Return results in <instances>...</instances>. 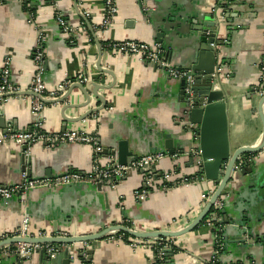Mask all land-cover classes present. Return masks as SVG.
<instances>
[{"label": "crops", "instance_id": "obj_1", "mask_svg": "<svg viewBox=\"0 0 264 264\" xmlns=\"http://www.w3.org/2000/svg\"><path fill=\"white\" fill-rule=\"evenodd\" d=\"M85 1L78 0L81 12L84 10ZM115 1L118 13L111 28L104 33L95 31L96 36H93L86 21V30L79 29L84 19L75 9V0H57L58 12L68 18L74 31L69 36L58 23L54 6L49 0H30V10L36 14L33 23L30 22L28 9L18 0H0V73L5 57L10 55L13 81L22 88L21 94L7 96V99L0 101V135L4 131L2 124L5 122L25 129L36 120L32 114L34 95L30 88L35 74L33 58L38 34L44 31V80L49 89H57L67 79H76L87 63L93 80L100 84L111 85L114 77L98 70L99 61L104 69L113 71L116 77L114 87L99 89L105 97L106 107L85 119L81 117L90 109L102 106L103 101L91 94L90 103L85 105L86 96L77 88L69 97L62 99L71 85L68 86L55 99L62 100L47 104V109L42 113L41 119L39 118L44 130L66 127L90 131L98 135L109 152L117 149L120 142H126L129 150L142 155L153 150L155 146L160 147L169 134L177 146L185 151L196 148L198 140L191 139L190 134L183 138L180 136L181 126L178 122L188 116L187 107L179 96L181 80L171 79L164 71L155 69L144 60L129 55H115L108 50L112 41H156L155 26L144 21L140 0ZM220 1L148 0V5L158 10L155 23L167 26L172 24L170 18L173 17L167 14L169 11L189 13V20L194 14H198L201 20ZM235 1L240 2V5L223 9L225 17L221 18L219 34L225 39L222 55L226 56V63L231 69L226 91L227 135L232 153L242 146L259 145L263 137V123L259 114L262 98L254 89L260 79V61L264 54V0ZM86 2L91 13L89 22L97 30L104 16V0ZM96 40L102 48V58ZM170 43L173 48H164L171 51L170 61L174 65L188 68L198 60L200 44L194 37L176 32ZM19 150L12 143L0 146V183L12 184L21 181L23 172ZM31 156L35 160V166H32L33 175L39 176L47 171L54 174L68 169L89 171L93 151L89 145L84 144H66L56 148L35 144ZM248 158L251 173L240 175L228 185L221 198L223 205L220 210L231 223L230 234L236 232L232 227L235 220L243 217L255 226L254 231L261 236L264 235V149L250 154ZM181 159L185 174L200 172L199 164H192L188 157ZM174 164V159L166 157L157 167L160 170H171ZM141 180L143 175L131 171L117 183L116 189L107 186L104 191H98L94 185L66 188L60 192L37 189L30 193L26 204H21L18 198L9 203L0 200V231L9 232L17 228L23 213L30 216V226L34 232L45 227L51 228L53 221H58L59 227L63 229L79 227L80 231L88 233L101 232L103 226L123 223L125 220L163 225L193 212L199 215L203 210V194L218 186L213 179H203L168 192H154L147 199L138 202L134 191L140 186ZM121 199L124 209L121 208ZM233 239L228 237L226 240L227 248L221 254L223 263L240 264L246 261L248 255H252L250 258L253 264H264V254L261 251L230 242ZM174 240L176 250L169 259L175 264H207L212 257L214 236L205 225L175 237ZM99 242L100 247L95 248L92 258L95 264H154L151 250L136 251L128 243L108 237ZM15 262L17 257L12 253L0 264H16ZM43 262L41 263L40 253L37 252L24 258L20 264H49L44 259ZM72 264H81V257H77Z\"/></svg>", "mask_w": 264, "mask_h": 264}, {"label": "built area", "instance_id": "obj_2", "mask_svg": "<svg viewBox=\"0 0 264 264\" xmlns=\"http://www.w3.org/2000/svg\"><path fill=\"white\" fill-rule=\"evenodd\" d=\"M24 8L28 9L30 22H34L36 14L30 10V0H18ZM54 6L55 16L62 29L71 36L73 29L68 21V18L64 16L57 9V0H49ZM87 1V0H86ZM84 4V10H82L84 16L89 20L91 13L89 8ZM144 11H149L151 7L146 3V0H140ZM225 1V0H223ZM230 3L229 0H226ZM84 2V1H83ZM86 8V9H85ZM118 13V6L115 0H104V16L97 30L99 33H104L107 29H110L114 19ZM85 21L81 23L79 29L81 31L86 30ZM94 29V27H93ZM96 29V28H95ZM220 34V30H219ZM218 34V35H219ZM91 36L89 39L91 40ZM225 40V39H224ZM46 35L44 31H40L38 34V41L36 49L34 51V64L35 74L32 80L31 91L37 96H34L32 102V114L36 117L33 125L28 128H15L12 124H6V129L0 135V146L4 144H15L20 148V152L25 153L26 156L31 155L32 147L35 144H41L48 148H56L60 145L66 144H84L89 145L93 151L92 165L89 171L83 170H65L61 173L50 175H33L29 176L26 171L22 173V179L18 183L4 184L0 183V197L5 200L18 198L21 204H26L27 198L32 191L37 189H47L50 191H62V189L79 187L86 185L97 186L102 184L103 189L109 187L111 189L117 188V183L122 180L131 171H137L143 175L141 184L134 191V196L138 202H141L149 197L150 194L158 191L168 192L171 189L180 186H186L202 181L204 178L200 172H196L192 175H187L183 171V166L178 163L174 164L171 170H160L157 166L161 160L166 157L172 159L179 158V152L171 155L166 150L149 151L148 153L136 156V158L128 162L127 164H120L119 155L116 149L112 151H106L102 145L101 139L97 134H94L87 130L80 129H58L52 131H46L42 128L41 119L42 113L47 109V103L45 100H55L62 93H64L68 86L74 82L88 83L93 80L90 74L89 64L87 63L82 71L77 75L76 79H67L57 89H49L44 80L45 73V61H46ZM108 50L115 55H129L135 59H141L149 63L150 65H156L157 69L164 71L171 79L174 80H186V90L190 92L191 85L194 82L195 74L191 69L181 68L174 65L167 57V51L161 43L145 41H139L134 39H124L119 41H112L109 44ZM221 53L218 57V68L221 75L226 73V79L229 80L230 67L228 64V72L223 71V62L221 60ZM261 72L260 79L254 91L262 98L264 97V54L260 61ZM88 65V66H87ZM224 66V67H225ZM223 67V69H224ZM86 68V69H85ZM223 73V74H222ZM22 93V88L13 81V63L12 57L7 55L4 59L1 73H0V98L7 99V96L19 95ZM26 147L23 150V147ZM201 151L198 148L192 149L187 153V157L194 156L195 163H201L200 157ZM240 164L236 166L239 168ZM144 172H141V171ZM217 189L214 186L209 192L203 194L202 209L208 204L209 200L213 196ZM123 198V197H121ZM221 199H219L213 206L215 211L211 212L209 217L205 220L204 225L212 229L214 236V246L212 248V257L207 264H225L222 262L221 254L225 251L226 243L224 239L219 237V234L215 232V226L219 223L221 216L217 210L222 208ZM121 208L124 209L121 199ZM198 216V213H190L188 215L173 219L172 221L157 225L137 223L135 221L129 222L127 220L123 223L133 230L142 232L152 231H180L188 227ZM31 219L27 213H23L21 222L17 228L12 231H0V241L6 240L11 237H71L86 235L88 232L80 231L79 227L75 229H63L58 227L54 228H42L35 230L31 229ZM221 231V228H220ZM125 232H111L107 237L110 239H119L128 243L131 248L136 251L151 250L153 252L154 264H175L169 258L170 255L176 250V243L174 237H157V238H138L130 236L127 238ZM262 243L264 246V235H262ZM71 244L74 248L72 252V260H77V255L81 253V264H95L92 260L88 259L86 250L89 248V243ZM64 246H57L54 244H33V243H14L7 245L0 249V263L2 260H6L12 253L19 256L20 259L32 256L34 253L45 250L46 255L49 258H53L60 249ZM17 258L16 264H20Z\"/></svg>", "mask_w": 264, "mask_h": 264}, {"label": "water", "instance_id": "obj_3", "mask_svg": "<svg viewBox=\"0 0 264 264\" xmlns=\"http://www.w3.org/2000/svg\"><path fill=\"white\" fill-rule=\"evenodd\" d=\"M223 1L221 0L218 3V6L213 7L211 13L203 16L201 20H199L198 14H194V16L189 20V13H173L169 11L167 14L172 15L170 18L172 24L163 25L157 24L156 22V13L157 8L152 6L149 11H144L142 4V11L144 16V21L146 23L152 24L155 26V39L156 42L161 43L164 47L173 48V44L170 43L172 38L176 32H179L184 35H188V37H194L199 41V53L198 60L191 64L189 69L195 74L194 82L191 85L190 92L186 90V80H181V91H180V99L185 103L187 107V117L179 120V125L181 126L180 136L183 138L187 134L191 135V139L194 141L198 140L199 143L196 148L200 149L201 154V163H200V174L204 179H213L217 181L218 186L209 200L208 204L204 207L201 213L197 216V218L185 229L180 231H152V232H142L133 230L122 224H112L110 226H103V230L98 233H88L86 235L81 236H71V237H11L6 240L0 241V249L14 243H33V244H54L57 246H64L60 249L59 253H57L53 258H49L46 255L45 250L40 251L41 263L43 259L46 260L49 264H72L74 261L72 260V252L74 250L71 247V244H81V243H91V247L86 250L88 254V259L92 260L94 255V250L96 247H100V240L107 237L111 232H125L132 237L138 238H157V237H178L184 234H187L197 227L204 225L205 220L211 214V210L213 209L214 204L223 197L228 185L240 175H246V173H251L252 168L248 167L250 160L248 158L249 154L258 153L264 149V97H262L260 102L259 114L261 116V120L263 123V137L262 141L257 146H242L239 147L234 153H232L230 149L229 138L227 135L228 130V112H227V84L228 80L226 79L227 74L217 71L218 68V57L219 54L223 52V46H225L224 37L219 36V30L221 29V18L225 17L223 10L224 8H230L231 5L238 6L240 2L235 0ZM146 3L149 4L148 0ZM75 9L78 15L84 19L89 25V29L93 36H96L95 31L92 27V24L89 20L84 16V14L79 10L78 0H75ZM231 17H234L230 14ZM238 16V13H237ZM201 17V16H200ZM226 17H229L228 15ZM165 20H168L165 17ZM231 30V28H229ZM168 38H171L170 40ZM99 45L100 50V58H102L103 51L100 47V43L96 40ZM167 57L171 59V51H167ZM221 60L223 65L226 63V56L221 55ZM155 69H157L156 65H151ZM223 66V67H224ZM222 67V72H228V67ZM97 68L100 72L110 73L113 75V83L111 85H103L95 80L89 83H79L74 82L68 89L67 93L64 95L62 99L69 97L74 89H79L86 96V103L88 105L91 101V94H94L98 98L103 101L102 106L97 107L95 109H90L86 113L85 116L81 117L85 119L86 117L92 115L94 112L100 111L106 107V100L102 93H100L99 89H111L116 85V77L113 71L109 69H104L100 61L98 62ZM97 88V89H95ZM33 93V92H32ZM34 96L37 94L33 93ZM60 100H45L47 104H53ZM2 98H0V101ZM67 119V118H66ZM6 122L2 124V128L6 129ZM15 126V125H14ZM15 128H18L15 126ZM66 128V127H63ZM166 141L160 147H154L151 151L157 150H166L171 155L179 152V158L175 159V164L178 163L182 165L181 158L187 157V153L190 151H185L181 147L177 146L176 141L169 134L166 135ZM165 138V137H164ZM179 148V149H178ZM26 147H23L25 150ZM117 152L119 155L120 164H127L133 161L136 156L139 154L129 150L128 143L120 142L117 146ZM178 150V151H177ZM108 151V149H106ZM192 151V150H191ZM19 156L21 161V171H26L29 176H33V165L35 166L34 158L30 156H26L25 153L20 152ZM145 154V153H144ZM192 164L195 163L194 156L188 157ZM180 159V160H179ZM240 164L239 168L236 166ZM30 166V167H29ZM141 172H144L143 170ZM51 172L47 171L46 175H50ZM141 174V173H140ZM43 175V174H42ZM87 186V185H86ZM82 187V186H79ZM98 191H104L102 184L96 186ZM75 187H71L68 189H74ZM56 192V191H53ZM60 192V191H58ZM16 199V198H15ZM5 200L0 197V200L5 203H9L12 200ZM58 221H53L54 228L59 227ZM229 219L221 216V219L218 223L219 229L221 228L223 239L226 243L225 250L227 248L228 242L226 241L228 237H233L234 239L230 242H235L241 244V246H247L253 248L254 250H259L264 254V246L262 243V235L258 236V234L254 231L255 226H252L249 221H245L243 217L239 220H235V223L232 224V227L236 230L235 234L229 233L230 227ZM236 225V226H235ZM212 231V229H211ZM232 235V236H231ZM253 253V252H252ZM81 253L77 255V257H81ZM171 254L170 256H172ZM250 256L246 257V261H243L240 264H253ZM20 259L19 256H17ZM24 258L18 260L19 263ZM234 264V263H233Z\"/></svg>", "mask_w": 264, "mask_h": 264}, {"label": "trees", "instance_id": "obj_4", "mask_svg": "<svg viewBox=\"0 0 264 264\" xmlns=\"http://www.w3.org/2000/svg\"><path fill=\"white\" fill-rule=\"evenodd\" d=\"M249 155H250V154H249ZM215 210H216V209H212L211 212H213V211H215ZM217 211H218V214H219L220 216L223 215L221 210H217ZM215 232H216L217 234H219V237H220L221 239H223L222 232L220 231V229H219V225H218V224H216V226H215ZM125 236H126L127 238L130 237L129 234H126ZM231 264H232V263H231Z\"/></svg>", "mask_w": 264, "mask_h": 264}]
</instances>
